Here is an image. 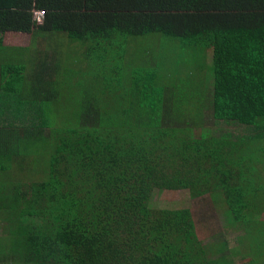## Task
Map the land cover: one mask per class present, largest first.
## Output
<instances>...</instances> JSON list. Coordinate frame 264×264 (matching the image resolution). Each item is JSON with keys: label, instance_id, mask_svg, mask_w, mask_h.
Returning <instances> with one entry per match:
<instances>
[{"label": "trees", "instance_id": "1", "mask_svg": "<svg viewBox=\"0 0 264 264\" xmlns=\"http://www.w3.org/2000/svg\"><path fill=\"white\" fill-rule=\"evenodd\" d=\"M263 173L264 0H0V264H264Z\"/></svg>", "mask_w": 264, "mask_h": 264}, {"label": "rangeland", "instance_id": "2", "mask_svg": "<svg viewBox=\"0 0 264 264\" xmlns=\"http://www.w3.org/2000/svg\"><path fill=\"white\" fill-rule=\"evenodd\" d=\"M41 20V19H39ZM33 38L29 37L28 35L24 34H16L13 36H8L6 38V46L10 47H27L32 46L31 48L38 47L37 41H34ZM41 44H44L43 41L45 40H39ZM55 40H53V43ZM41 49H45V45H41ZM31 50V49H30ZM34 50H31L30 53L25 56L27 58H33ZM30 55V56H29ZM36 55H34V58ZM25 59V58H24ZM23 61V60H22ZM205 118H208L209 115L205 114ZM213 123L208 121L205 122L202 127H210L213 128ZM264 174V173H263ZM180 194V193H177ZM177 194H171L164 192L161 196H159L158 200L159 202H180L181 195ZM182 194V193H181ZM184 202L191 203L190 207L193 210L194 218L196 221L197 226V232L200 237V239L208 246L207 249V255L210 258H215V255L217 253L215 252L217 249V244L223 243L225 240V236H228L231 240L230 248L234 249L237 248V252L234 255V264H246L251 257L248 256V249L246 245H242L239 243V241L236 240V237L242 235L241 229L231 224V222L226 218L224 214V208L221 206H218L211 201H209L208 198L204 199H196L193 201H188L185 198V195L183 197ZM262 220H264V215H262ZM205 264V263H203ZM257 264V263H255Z\"/></svg>", "mask_w": 264, "mask_h": 264}, {"label": "built area", "instance_id": "3", "mask_svg": "<svg viewBox=\"0 0 264 264\" xmlns=\"http://www.w3.org/2000/svg\"><path fill=\"white\" fill-rule=\"evenodd\" d=\"M42 16H43V14H42V13H37V17H38V19H41V18H42Z\"/></svg>", "mask_w": 264, "mask_h": 264}]
</instances>
